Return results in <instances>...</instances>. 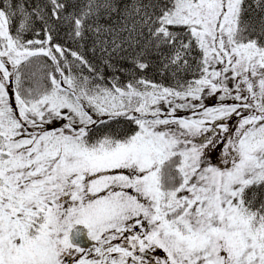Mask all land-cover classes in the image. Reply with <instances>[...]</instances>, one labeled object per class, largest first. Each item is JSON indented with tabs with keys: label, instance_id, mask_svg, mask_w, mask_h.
<instances>
[{
	"label": "snow or ice",
	"instance_id": "6c2138e0",
	"mask_svg": "<svg viewBox=\"0 0 264 264\" xmlns=\"http://www.w3.org/2000/svg\"><path fill=\"white\" fill-rule=\"evenodd\" d=\"M0 264H264V0H0Z\"/></svg>",
	"mask_w": 264,
	"mask_h": 264
},
{
	"label": "water",
	"instance_id": "95a60500",
	"mask_svg": "<svg viewBox=\"0 0 264 264\" xmlns=\"http://www.w3.org/2000/svg\"><path fill=\"white\" fill-rule=\"evenodd\" d=\"M84 231H85V235L82 236V237L80 238V240L83 241L84 243H90L89 241L86 240V230H84Z\"/></svg>",
	"mask_w": 264,
	"mask_h": 264
},
{
	"label": "trees",
	"instance_id": "16d2710c",
	"mask_svg": "<svg viewBox=\"0 0 264 264\" xmlns=\"http://www.w3.org/2000/svg\"><path fill=\"white\" fill-rule=\"evenodd\" d=\"M24 2L27 4V3H32V2H34V0H24Z\"/></svg>",
	"mask_w": 264,
	"mask_h": 264
}]
</instances>
